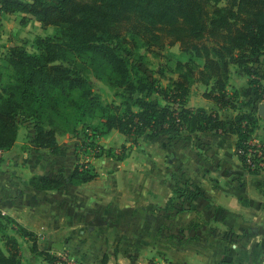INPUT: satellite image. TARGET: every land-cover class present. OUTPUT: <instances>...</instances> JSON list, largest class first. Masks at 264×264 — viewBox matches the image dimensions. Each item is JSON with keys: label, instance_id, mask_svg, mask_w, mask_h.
I'll return each mask as SVG.
<instances>
[{"label": "trees", "instance_id": "1", "mask_svg": "<svg viewBox=\"0 0 264 264\" xmlns=\"http://www.w3.org/2000/svg\"><path fill=\"white\" fill-rule=\"evenodd\" d=\"M15 11L52 25L53 32L34 37L31 51L0 43L5 48L0 52V149L11 147L24 121L33 123L34 146L52 152L59 149L56 136L78 124L100 135L117 129L131 142L147 131L175 137L183 128L215 129L236 133V152L244 160L238 150L247 148L264 116L254 105L246 107L227 82L231 65L256 72L250 62L264 54V0H0V19ZM161 35L180 42V51L169 53L179 70L176 77L147 66L146 52ZM90 74L108 86L110 99L93 90ZM195 81L207 86L204 96L236 113L227 120L216 110L188 106ZM251 82L264 99V87L255 77ZM89 117L96 118L94 125L87 123ZM96 175L89 163L78 161L64 180L80 183ZM30 183L47 189L62 181L38 174ZM11 222L33 234L0 212V264H24L18 241L7 230Z\"/></svg>", "mask_w": 264, "mask_h": 264}, {"label": "crops", "instance_id": "2", "mask_svg": "<svg viewBox=\"0 0 264 264\" xmlns=\"http://www.w3.org/2000/svg\"><path fill=\"white\" fill-rule=\"evenodd\" d=\"M250 66L256 74L234 65L227 88L235 87L246 107L254 105L258 114L264 99L251 79L254 75L264 87V54ZM188 97V105L216 110L227 120L236 113L201 94ZM22 123L28 135H22L20 124L11 147L0 149V212L31 230L39 229L32 217H40L41 225L51 217H65L73 223L69 233L82 236L81 252L72 251L80 264H140L142 257L155 254L161 264H264V167L251 170L243 164L236 133L186 129L169 139L160 134L154 138L159 144L155 165L135 168L111 157H94L90 165L97 175L73 183L64 180L76 164L75 148L66 140L76 136L57 139L59 149L52 152L36 148L33 123ZM111 132L122 138L114 128L104 135ZM253 132L264 141L263 119ZM59 171L64 178L56 191L30 183L32 175ZM179 186L196 194L180 196L174 190ZM44 238V249L60 245L58 238Z\"/></svg>", "mask_w": 264, "mask_h": 264}, {"label": "rangeland", "instance_id": "3", "mask_svg": "<svg viewBox=\"0 0 264 264\" xmlns=\"http://www.w3.org/2000/svg\"><path fill=\"white\" fill-rule=\"evenodd\" d=\"M53 26L50 24H43L39 20H36L30 14L24 15L21 12H4L1 15L0 19V43L1 44H22L28 50L31 51V42L36 36H45L52 34ZM152 51L146 52V61L147 66L153 69L157 67L159 69L164 70L165 75L170 77H176L178 75V71L175 69V57L170 52L178 53L180 51V42L174 41L172 38L167 35H161L159 38V42L154 43L151 46ZM5 50L4 47L1 46L0 52ZM257 65V64H256ZM234 65H231V72ZM236 67V66H235ZM254 67V66H253ZM5 72V70H4ZM253 77H255L253 75ZM252 77V78H253ZM88 79L92 85L94 91H98L102 94L103 98L110 99L112 97V91L105 85L100 79L96 78L94 75H88ZM163 83H166V79L163 78ZM207 89V86L201 81H195L190 86V95H202L205 98L211 99L209 97L204 96V91ZM154 98L157 99L159 103H166L160 95H155ZM189 97H187L188 100ZM213 100V99H211ZM214 101V100H213ZM215 102V101H214ZM188 105V104H187ZM192 106V105H188ZM207 108V107H206ZM208 109V108H207ZM87 123L94 125L96 123V118H87ZM21 132L24 137L28 135L27 133V125L21 123ZM117 130V129H115ZM183 131L186 128L182 129ZM181 130V131H182ZM118 131V130H117ZM180 131V132H181ZM121 133L120 131H118ZM106 134V133H105ZM114 132H111L109 137L104 134L93 133L90 128H86L81 124H78L76 129L73 132H61L56 136V139H60L61 141L64 139L76 136V140H66L67 143L70 144L71 147H74L76 151V162H85L89 163L90 160L94 157H107L112 158L114 160H118L123 162L124 165H132L134 164L135 168H139L143 165H155L156 151L158 148V143L154 141V138L158 135H164L165 139L171 137V134L160 133L157 135H153L148 131L144 134L140 135L135 142H131V138H127V136L121 135L122 138H117L113 135ZM122 134V133H121ZM113 135V136H112ZM164 139V140H165ZM169 139V138H168ZM172 140V139H170ZM25 141V140H24ZM74 141V142H73ZM76 141V142H75ZM163 141V140H162ZM58 142V140H57ZM73 142V143H72ZM59 145V142H58ZM166 157H169V155ZM167 162V161H166ZM164 164L163 162H161ZM91 166V165H90ZM92 167V166H91ZM38 175V174H35ZM48 176V175H47ZM54 177L56 179H60L63 181L64 178L62 172L56 173ZM59 187V186H58ZM58 187L47 188L51 190H58ZM177 192L180 193V196H187L188 191H185L181 186L176 187ZM57 194V192H54ZM181 205V204H180ZM58 209V207H55ZM50 213L53 211L49 207ZM58 216V215H57ZM17 220L16 217H13ZM30 219L31 217H26ZM40 217H32V221L39 226L38 230H31L25 224L19 221L22 225H24L27 229L33 231L32 235H26L21 231L19 226L11 222L9 227L7 228L8 232L12 233L17 241H18V254L22 263L24 264H52L55 262L56 264H80V260L78 256L74 252H81V250L77 247L82 240V236H79V232H74V234H70L69 228L70 223L66 221L65 217H51L49 222H46L44 225H41L42 222L39 220ZM18 221V220H17ZM61 221V222H60ZM88 223V222H87ZM84 222V225H87ZM68 232V233H66ZM82 233V232H81ZM50 237V239L57 240L60 243V246H45L46 248H42L44 245V237ZM34 238V239H33ZM72 238V241H69ZM35 241V245L33 244ZM3 244V243H2ZM67 245V246H66ZM79 250V251H78ZM74 251V252H72ZM60 257L64 262H60L56 258ZM105 257V256H104ZM150 259L153 261L159 262L161 259L157 257V255H150L148 258L142 257L139 261L140 264H155V262H150ZM101 262V261H100ZM103 263V259H102ZM157 264V263H156Z\"/></svg>", "mask_w": 264, "mask_h": 264}, {"label": "built area", "instance_id": "4", "mask_svg": "<svg viewBox=\"0 0 264 264\" xmlns=\"http://www.w3.org/2000/svg\"><path fill=\"white\" fill-rule=\"evenodd\" d=\"M239 152L244 153V160H241L247 168L256 170L264 167V141L254 132L247 139V148Z\"/></svg>", "mask_w": 264, "mask_h": 264}, {"label": "water", "instance_id": "5", "mask_svg": "<svg viewBox=\"0 0 264 264\" xmlns=\"http://www.w3.org/2000/svg\"><path fill=\"white\" fill-rule=\"evenodd\" d=\"M258 114L260 116H264V101L260 102L258 104ZM57 244V243H56ZM56 246H60V245H56ZM220 264H230L229 262H226V261H221Z\"/></svg>", "mask_w": 264, "mask_h": 264}]
</instances>
